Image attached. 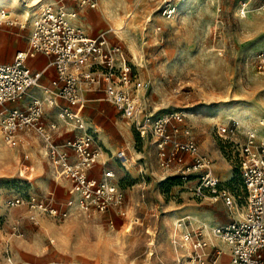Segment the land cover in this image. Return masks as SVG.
Here are the masks:
<instances>
[{
	"label": "rangeland",
	"instance_id": "obj_1",
	"mask_svg": "<svg viewBox=\"0 0 264 264\" xmlns=\"http://www.w3.org/2000/svg\"><path fill=\"white\" fill-rule=\"evenodd\" d=\"M245 1L250 6L243 16L241 3ZM0 3V9L16 18L14 25H5L0 31V61H10L16 51L29 48L32 20L47 4L76 11L78 28L104 33L111 43L121 45L148 84L142 93L149 110L185 114L201 152L214 161L217 173L242 197V208L240 172L226 153L217 128L236 122L239 141L248 130L264 136L260 128L264 126V74L256 68V56L264 51V0H97L96 8L74 0ZM167 4L176 7L171 18L162 12ZM124 21L125 29L118 31ZM35 96L42 94L33 90L26 102ZM244 111L252 116L241 123L238 115ZM109 113H104L109 119L103 118L102 124L92 116L88 125L109 150L103 160H108L106 166L115 170L126 192L124 217L111 212L87 216L76 209L63 220L39 215L35 222L28 204L9 207L8 200L19 192L25 198L33 195L41 200L53 195L56 204L64 201V194H52L61 180L52 175L42 149L39 164L35 153L27 150L32 172L22 177L23 150L9 146L0 130V264H196L190 246L182 240L197 229L186 213L192 208L201 212L214 209L217 221L232 220L227 206L220 209L210 200L202 203L193 196L194 181L184 184L162 170L152 141L139 138L127 121L117 114L113 119ZM102 129L112 145L101 139ZM122 149L129 157L127 169L116 159ZM177 222L187 227H179ZM220 224L224 223L211 228ZM181 241L187 250L177 249ZM223 264H229V258Z\"/></svg>",
	"mask_w": 264,
	"mask_h": 264
},
{
	"label": "built area",
	"instance_id": "obj_2",
	"mask_svg": "<svg viewBox=\"0 0 264 264\" xmlns=\"http://www.w3.org/2000/svg\"><path fill=\"white\" fill-rule=\"evenodd\" d=\"M74 1L83 7H97V0ZM249 6L247 1L241 3L243 16ZM42 8L32 20L28 50H18L9 62L0 61V130L4 141L14 148L21 147L24 138L32 134L45 152L54 178L69 181L70 187L61 204H56L53 195L41 200L33 195L25 198L19 192L8 200V206L28 204L35 222L39 215L66 219L74 207L87 216L109 212L119 217L127 215L126 192L116 172L106 167L108 160L101 163L103 170L95 173L105 150L97 132L88 126L84 108L88 102L85 93L99 90L139 138L152 141L162 170L184 184L194 181L190 190L199 201L222 202L229 208L232 220L214 227L212 234L229 247L230 264H264V138L248 130L243 141L237 140L236 122L217 128L241 176L245 204L240 217L235 218L234 206L239 207L242 197L215 174L214 161L201 152L185 114L149 110L142 93L148 84L121 45L111 43L104 33L90 34L78 28L73 23L76 11L51 4ZM162 12L171 18L176 7L167 4ZM15 23L16 18L1 10L0 31ZM37 56L48 58L46 67L30 65ZM256 68L264 74V51L256 56ZM50 70L54 73L50 84L42 85ZM33 89L40 90L45 98L26 102ZM47 106L57 109L54 119L47 118ZM70 132L75 135L64 140ZM29 158L25 152L20 163L22 177L30 170ZM116 159L127 168L126 150L119 151ZM213 237L209 238L202 228L183 235L193 262L220 264L223 252L213 245Z\"/></svg>",
	"mask_w": 264,
	"mask_h": 264
},
{
	"label": "crops",
	"instance_id": "obj_3",
	"mask_svg": "<svg viewBox=\"0 0 264 264\" xmlns=\"http://www.w3.org/2000/svg\"><path fill=\"white\" fill-rule=\"evenodd\" d=\"M75 23L78 25V22L77 21H75ZM91 34V33H90ZM20 50V49H19ZM17 52V51H16ZM16 54V53H15ZM14 54V55H15ZM9 58H10V54H9ZM11 61V60H10ZM1 62H9V61H1ZM30 65H32V66H34L35 68H37V69H42V68H44V67H46L47 66V64H48V58H46V57H44V56H37V57H35V58H33V59H31L30 60ZM53 70H50L49 72H48V74L47 75H45L44 76V78L42 79V85H49L50 84V77H52L53 76ZM33 90H36V91H38L39 93H41L42 94V96H35V97H38V98H40V99H44L45 98V95H44V93H42L40 90H37V89H33ZM33 90H31V91H33ZM85 95H86V97H87V100H88V102H87V105H86V107L84 108V117H85V120H86V122H87V124H88V120L92 117V116H95V119H96V122L98 123H103L104 122V119L103 118H108L109 119V117H107L108 115H105L104 113L105 112H110L111 113V115L113 116V119L115 118V116H116V114L122 119V117L120 116V114L118 113V111L116 110V108H115V106L114 105H112L111 103H109V102H107L105 99H104V93L102 92V91H99V90H91V91H88V92H86L85 93ZM116 112V113H115ZM109 113V114H110ZM56 114H57V109L56 108H53V107H49V106H47L46 107V116H47V118L48 119H54L55 117H56ZM124 120V119H123ZM89 126V125H88ZM89 127H91V126H89ZM262 127H264V126H262ZM92 128V127H91ZM99 132H100V137H101V139H103L104 140V142L108 145H112V143H109V141L107 140V133L104 131V129H102V130H99ZM2 134V133H1ZM75 135V133H73V132H70L69 134H66L65 135V137L63 138L64 140L65 139H67V138H71V137H73ZM3 138V137H2ZM98 138H99V136H98ZM21 148H22V150H23V154L26 152V153H28V151L27 150H29L30 152L32 151V152H34L35 153V155H36V160L35 161H37L36 162V164H39L40 163V161H39V158H37V156H39V152L41 151V147L39 146V144H38V141L36 140V138L31 134V135H28V136H26L25 138H24V140H23V142H22V144H21ZM103 148H104V150H105V154H108L109 155V150H107L105 147H104V145H103ZM122 150H125V149H122ZM121 151V150H120ZM32 152H31V154H32ZM119 152V151H118ZM117 152V153H118ZM43 153L45 154V152L43 151ZM30 154V155H31ZM128 156V155H127ZM32 157V156H31ZM23 159V158H22ZM22 159L20 160V163H21V161H22ZM104 159V158H103ZM101 160V162H100V164L96 167V169H95V173H97V174H99L102 170H103V167H105V166H103L101 163H103L104 162V160ZM127 161H129V157H128V160ZM28 164L30 165V170L29 171H31L32 172V163H31V161L29 160L28 161ZM108 164V163H107ZM49 165V164H48ZM106 167H108V166H106ZM108 168H110V169H112V170H114L113 168H111V167H108ZM214 168V172H215V174L217 175V176H219L221 179H222V177L217 173V172H219V171H217L216 169H215V167H213ZM127 169V168H126ZM21 170V169H20ZM29 171H28V173H29ZM115 171V170H114ZM27 173V174H28ZM117 175V174H116ZM224 176V175H223ZM231 175H228L227 177H225L226 179L227 178H229ZM117 179H118V177H117ZM119 180V179H118ZM223 180V179H222ZM223 181H225L226 182V180H223ZM69 186H70V182L69 181H67V180H61V182L59 183H57L56 184V186H54V188H52V194H55V193H57V191H58V193H60V194H64V197L62 198L63 200H65V198L68 196V194H67V190H68V188H69ZM60 199V198H59ZM205 201V200H204ZM204 201H202V203H204ZM212 204H218L219 205V207H220V209H225L224 208V204L222 203V202H216V203H213V202H211ZM239 208V207H238ZM242 209H244L243 208V206H242V208L240 209L239 208V211H237V214L236 213H234V217L235 218H239L240 217V211H242ZM72 211H78V210H76V207H74L73 209H72ZM186 215H187V217H188V219H191V221H192V226L193 227H197V228H200L201 226L204 228V231L209 235V236H211L212 237V225L213 224H218V223H224V224H226V222H228V220H225V221H221V222H219V221H217L216 219H215V210L213 209H209V210H207V211H204V212H201V211H199V210H197V209H194V208H192L191 210H189L187 213H186ZM238 215V216H237ZM229 223V222H228ZM220 225H222V224H220ZM211 228V229H210ZM41 235V234H40ZM39 235V236H40ZM41 237V236H40ZM213 242V245H215V246H217V247H219L221 250H222V252H224V251H227V252H224L223 253V255L221 256V258H220V264H223V262H224V260L225 259H227V258H229V264H230V252H229V247L226 245V244H224V243H220V240H215L216 241V243H215V241L214 240H212ZM222 242V241H221ZM223 244V245H222ZM29 251H31V252H33V250H29ZM229 252V254H227Z\"/></svg>",
	"mask_w": 264,
	"mask_h": 264
},
{
	"label": "bare ground",
	"instance_id": "obj_4",
	"mask_svg": "<svg viewBox=\"0 0 264 264\" xmlns=\"http://www.w3.org/2000/svg\"><path fill=\"white\" fill-rule=\"evenodd\" d=\"M0 7H1V3H0ZM1 10L2 9H0V12H1ZM10 12V11H9ZM75 21H76V19L73 21V23L76 25V26H78L76 23H75ZM127 24V21H124L118 28H117V30L118 31H120V30H124L125 29V25ZM28 50V49H27ZM30 52V51H29ZM31 53V52H30ZM252 116V113L251 112H248V111H244L243 113H241L240 115H238V118H239V120H240V122L241 123H245L247 120H248V118L249 117H251ZM260 121H262V120H260ZM262 125H263V123H262ZM260 128L261 129H263L264 130V127H262V126H260ZM256 133H257V135H258V132H257V130H254ZM260 134V133H259ZM259 136V135H258ZM259 138H264V136H262L261 135V137L259 136ZM234 209L235 210H237V211H239V208L237 207V206H234ZM178 223V222H177ZM178 226L179 227H184L185 225H183V224H180V223H178ZM185 227H187V225L185 226ZM179 248H183V249H188V246L185 244V243H183V241H181V242H179L178 243V246H177V249H179Z\"/></svg>",
	"mask_w": 264,
	"mask_h": 264
},
{
	"label": "trees",
	"instance_id": "obj_5",
	"mask_svg": "<svg viewBox=\"0 0 264 264\" xmlns=\"http://www.w3.org/2000/svg\"><path fill=\"white\" fill-rule=\"evenodd\" d=\"M173 178H175V179L177 180V178H176V177H173Z\"/></svg>",
	"mask_w": 264,
	"mask_h": 264
}]
</instances>
